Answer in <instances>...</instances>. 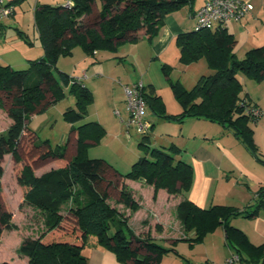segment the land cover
<instances>
[{
  "label": "trees",
  "instance_id": "16d2710c",
  "mask_svg": "<svg viewBox=\"0 0 264 264\" xmlns=\"http://www.w3.org/2000/svg\"><path fill=\"white\" fill-rule=\"evenodd\" d=\"M95 1L73 0L71 8L37 6L33 22L43 56L29 61L28 67L22 70L0 63V109L11 120L6 137L0 136V162L5 154L22 161L18 153L21 137L30 134L37 138L27 126L31 116L42 113L67 95L75 99L77 107V111L68 108L63 113L71 124L66 144L52 148L46 141L33 143L34 149L46 147L39 155L41 160H62L66 164L40 175L34 173L33 163L23 164L17 177V184L23 190L22 202L41 213L44 225L38 237L23 239L18 248L27 258V264H86L82 248L89 235L94 236L95 246L112 252L119 262L158 264L173 249L158 245L150 235L136 236L122 213L108 202L110 192L117 191V204L135 211L139 205L122 179H143L153 186V198L158 189L170 195H185L192 185V166L175 159L181 149L174 144L168 148L169 152L151 149L146 136L139 143L145 155L124 174L104 159L89 158L88 148L99 143L105 130L96 121L82 123L93 102L92 93L81 80L59 71L56 64L60 57L70 56L76 47L91 56L97 51L116 53L121 45L135 43L142 36L151 43L158 37L167 15L187 5L191 10L195 0H99L100 9L95 7ZM85 18L91 20L88 25L83 23ZM195 25L196 20L193 30L174 37L179 62L188 65L204 58L213 73L201 76L190 89L179 82H170L181 109L171 116L165 114V104L154 88L144 87L141 94L146 109L178 122L192 118L221 125L260 160L249 124L257 122L264 114L255 116L254 112L261 108L249 98L240 97L243 87L237 74L254 82L264 81V45L249 49L243 59L238 60L234 53L237 41L228 26L196 30ZM76 123L80 124L75 126ZM73 138L76 147L70 153L68 144ZM2 172L0 165V176ZM261 210L264 211V186L257 191L254 204L242 209L226 205L201 208L183 198L176 206V217L183 232L193 233L191 238L183 239L190 246L202 242L208 233L221 227L225 243L239 255L240 264H264V243L253 245L242 230L231 225L232 219L254 218ZM66 214L74 218L73 236L48 239L49 234L61 228ZM10 218L11 213L6 211L0 194V235L2 228L10 227Z\"/></svg>",
  "mask_w": 264,
  "mask_h": 264
},
{
  "label": "rangeland",
  "instance_id": "374dc122",
  "mask_svg": "<svg viewBox=\"0 0 264 264\" xmlns=\"http://www.w3.org/2000/svg\"><path fill=\"white\" fill-rule=\"evenodd\" d=\"M247 1L253 5L254 12L257 13L258 18L256 17L257 20L253 23L250 21L248 24H246V32L243 30L244 28L241 30L237 29V31H240V34H238V41L235 44L234 53L238 60L243 59L246 51H248L251 47L256 46V43H254L251 36H256L255 40H262V38L264 40V0ZM204 2L205 0H195L192 7L195 8L198 5L201 7ZM95 7L100 9L101 3L99 0L95 1ZM198 7H196L195 10ZM182 8L183 9L179 10L177 13L179 16L178 19H181L182 17V21L185 19L186 22L188 19L191 21V19L187 18L186 16L189 6L187 5ZM24 18V26L27 28V33L30 35V38H32V21L28 19V16H25ZM90 21V18H85L83 23L84 25H88ZM9 23H11V21ZM192 26V24L189 25L191 30H193ZM232 26V28H237L235 23L232 24ZM13 27L14 26L12 24V28ZM162 29L163 26L160 29L159 35L161 34ZM9 34H15V32L10 31ZM260 40L257 42H262ZM172 44L173 46H171V51L174 49V47L177 48L174 38L172 39ZM142 45L146 46V43L140 44V47ZM31 48L32 46H30V49ZM32 49L33 51L34 49L36 50V48ZM73 53L74 55L72 58L69 56L60 57L56 64V68L59 71H75V75H79L84 71L86 72V78L83 79H89L87 82H85V84L92 92L93 102L88 106L87 115L84 120H82V123L98 120L102 125L100 123L99 124L105 130V134L99 143L90 145L87 150V156L94 159H104L120 174L128 172L132 164L145 155L143 148L139 147V143L143 141V136L147 137L145 140L151 149L156 148L169 152L168 148L173 144L174 138L179 134L178 121L162 118L160 116L156 117L149 108L145 109L143 114L144 119L148 120L150 123L148 133L141 134L133 126L126 127V123H124L123 120H125V122L127 121L128 112L126 119H124L123 114H118V111H121L122 108L126 107V104L124 105L125 93L123 103V95L121 92L122 89L124 92V87H126L123 86L125 84V81L122 78L124 74L129 73L131 79L138 80L135 84L129 86V88L136 84H140V90L142 91L144 87H149L148 84H153L157 92L162 96V100L165 104V114L171 116L178 114L181 109L172 94L170 82H182V85H184L187 89H190L195 85L196 81L201 76H208L213 73V70L208 66L204 58H201L198 61L188 65L181 64L179 62V53L175 56L169 55V59L166 61L168 63H164L158 58L152 59L151 56L150 60H147L146 63H144L143 70L145 73H141L139 68H136V71L134 72L133 68L129 65L130 61H128V63H124L119 62L118 59L113 60L114 65L103 63L97 66L99 69L95 70L96 66H93L94 64L89 65L85 64V62H83L82 65L77 64V61H80L82 56L85 57V54L80 47H76ZM118 63H120L119 66H117ZM122 63H124V65H122ZM163 66H166V68H163ZM26 67L15 69L22 70ZM112 70H114L116 75L111 74L110 71ZM53 72L55 75H57L56 70ZM237 79L240 81L243 87L240 97H246V99L249 98L251 102L258 103V105L262 108L261 110L264 112V81L254 82L240 73L237 74ZM112 92L117 98L120 97V107L122 108L110 104ZM68 108H73L77 111L75 99L69 95L49 106L42 113L31 116L27 122V126L34 131L37 138L30 134H24L21 137L20 143L18 145V153L21 155L22 161H15L11 154H5L0 162V165L3 169V172L0 176V194L3 199V204L5 205L6 211L11 213L10 227L8 229L2 228L1 230L0 264H27V258L19 253L18 248L23 239L36 238L44 230L41 213L35 211L22 202L23 190L17 184V177L20 174L23 164L33 163V171L35 174L45 170L59 168L66 164V162L62 160H41L39 155H42L46 151V147L34 149L33 143L34 141H38L39 143L46 141L52 148L60 147L66 144L70 138L71 124L65 120L63 113ZM10 124L11 120L8 118L6 112L3 109H0V136L6 137L7 129ZM78 124L80 123H76L75 126ZM255 124L256 123L251 121L249 125L251 127H255ZM68 145L69 152H74L76 147L75 139H71ZM243 151L246 153L245 150ZM180 153L175 156L176 160H182V153ZM34 159L40 160L33 162ZM132 188L133 190L135 189L133 186ZM110 193L111 197L109 198V201L112 205H114L116 203L115 199H117L118 193L115 190ZM132 196L136 201V194L134 195L132 193ZM115 207L120 213H122V216L126 219L128 226L132 229L135 235L136 232H140V237H146L149 236L151 232L154 236H156L158 234H156V232L160 231L157 227V230L152 229L153 227L150 231L147 230L146 227H148L147 224L149 223V218L148 216H144L142 214V210L139 211L141 209L140 205L135 211H131L129 208L124 207L121 204ZM145 207L146 206L144 205V211ZM174 215L176 217V209L174 212H172L173 218ZM73 229H75L74 218L66 214L61 228L49 234V237L47 238H71L73 236L71 235ZM182 233L187 236V238H191L190 231H182ZM151 238L155 243L162 246L163 248L173 250L175 249V246L166 241L164 238ZM183 239L184 238L180 237L179 239H176L174 243L178 244L179 248H181L180 244H184L185 247L189 248V242ZM94 241V236L89 235L85 246L82 248V255L87 260L86 264H100V260H96V252L94 250L96 246H93ZM198 249L201 252L203 251L202 246H199V248L197 247L194 250L197 251Z\"/></svg>",
  "mask_w": 264,
  "mask_h": 264
},
{
  "label": "crops",
  "instance_id": "0c3cea01",
  "mask_svg": "<svg viewBox=\"0 0 264 264\" xmlns=\"http://www.w3.org/2000/svg\"><path fill=\"white\" fill-rule=\"evenodd\" d=\"M66 1L68 0H20L15 2L14 0H7L9 3H13L14 14L10 18L0 21V63L15 69L28 67L29 61L42 57L43 50L41 45H37L40 42L33 22L34 10L39 5L59 6ZM195 8L192 7L191 10L188 8L186 12L187 18H190L191 21L189 19L187 22L186 19L182 21V17L178 19L177 13L179 10L167 15L164 18L161 34L151 43L147 42L146 36H142L135 43L121 45L116 53L97 51L93 55L88 56L83 52L85 57L82 56V59L77 61V64L82 65L83 62L89 65L94 64L93 66H96L95 70H97L99 69L97 68L98 65L103 63L114 65L113 60L118 59L119 62L124 63L130 61L129 65L134 72L136 68H139L141 73H145L143 70L144 63L150 60L151 56L152 59L158 58L164 63H168L166 61L169 59V55L175 56L179 53L178 48L175 47L171 51V46H173L172 39L179 33L191 30L189 25H193L192 29L194 27V14L198 9L195 10ZM25 16H28V19L32 21V38H30L27 33L28 30L24 26ZM256 17L258 18V15L253 8L241 20L232 21L227 29L238 41L240 31H237V29L241 30L244 28L243 30L246 32V24L250 21L252 23L256 21ZM10 21L11 23H9ZM234 23L236 24V29L232 28ZM10 31L15 32V34H9ZM251 37L256 43V46L251 48L264 45L263 38L262 40H255L256 36ZM259 40L262 42H257ZM143 43H146V46L142 45L140 47V44ZM30 46L36 48V50L34 49L33 51ZM74 49L69 56L71 58L74 55ZM62 72L79 79L83 76V73L86 74L85 71L79 75H75V71L67 72L63 70ZM110 72L112 75H116L114 70ZM122 78L125 81L123 86L128 87L138 81L131 79L129 73L124 74ZM80 80L87 87L85 82L89 79L81 78ZM148 85H152L155 93L162 98L153 84L150 83ZM121 92L124 103L123 89ZM119 100L120 97L117 98L112 92L110 104L120 107ZM256 104L261 108L258 103ZM118 114H123L124 119H126V107L118 111ZM154 116L157 117L155 114ZM123 121L125 123V120ZM96 122L101 124L98 120ZM257 122H255V127H250L253 131V140L257 146L260 160L251 155L243 144L232 135V132L221 125L192 118L179 122V134L174 138L173 144L181 149L182 160L189 163L193 171L192 185L185 195H170L165 190L158 189L155 198H153V186L147 185L143 179L136 181L130 179L121 180L134 195L136 194V202L141 206L139 211L142 210V214L148 216L147 230L150 231L152 227V229H156V226L160 230L158 232L155 231L156 234L158 233L156 236L150 232V236L160 239L164 238L175 246V249L164 255L158 264H222L224 259L232 252L231 248L225 243V234L221 227L208 233L198 245L195 244L196 246L193 245L188 248L184 244H180L181 248H179V245L174 243V241L180 237L187 238V236L182 233L181 225L175 215L174 218L172 217V212L175 211L177 204L183 198H187L201 208H208L212 205H226L242 209L254 204L257 191L264 186V115ZM46 171L48 170L39 172L36 175ZM132 186L135 187L134 190ZM108 202L111 204L109 200ZM117 205L120 204L116 202L113 206ZM144 205L146 206L145 211ZM231 225L242 230L253 245L257 246L264 243V211L261 210L258 216L254 218L237 217L232 219ZM139 233L136 232V236H139ZM192 236L193 233L190 234V237ZM199 246L203 247L202 252L199 249L197 251L194 250L197 247L199 248ZM94 250L96 252V260L99 259L100 264H130L119 262L112 252L101 249L99 246H96Z\"/></svg>",
  "mask_w": 264,
  "mask_h": 264
},
{
  "label": "built area",
  "instance_id": "2783aa9c",
  "mask_svg": "<svg viewBox=\"0 0 264 264\" xmlns=\"http://www.w3.org/2000/svg\"><path fill=\"white\" fill-rule=\"evenodd\" d=\"M63 6L71 8L73 0L66 1ZM252 10L253 5L247 0H205L203 5L195 12V29L227 27L232 21L241 20ZM13 14L14 6L7 2V0H0V21L12 17ZM81 78H86V74L83 73ZM80 79L78 78V80ZM140 89V84H136L131 88L124 87L125 104L128 112V119L125 123L126 127L133 126L139 133L146 134L149 132L150 123L143 117L146 103ZM263 114L262 110L254 112V115L257 117H261ZM222 264H240V257L238 254L231 252Z\"/></svg>",
  "mask_w": 264,
  "mask_h": 264
}]
</instances>
